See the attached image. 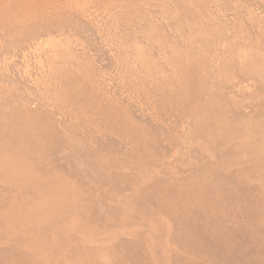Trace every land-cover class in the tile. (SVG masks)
I'll return each instance as SVG.
<instances>
[{
  "label": "rangeland",
  "instance_id": "obj_1",
  "mask_svg": "<svg viewBox=\"0 0 264 264\" xmlns=\"http://www.w3.org/2000/svg\"><path fill=\"white\" fill-rule=\"evenodd\" d=\"M0 264H264V0H0Z\"/></svg>",
  "mask_w": 264,
  "mask_h": 264
},
{
  "label": "bare ground",
  "instance_id": "obj_2",
  "mask_svg": "<svg viewBox=\"0 0 264 264\" xmlns=\"http://www.w3.org/2000/svg\"><path fill=\"white\" fill-rule=\"evenodd\" d=\"M216 227V226H215ZM218 228V227H217ZM223 257H224V255H223ZM224 260H225V258H224Z\"/></svg>",
  "mask_w": 264,
  "mask_h": 264
}]
</instances>
